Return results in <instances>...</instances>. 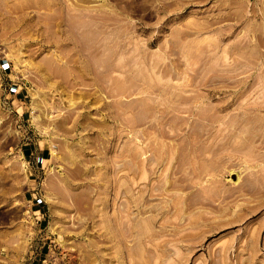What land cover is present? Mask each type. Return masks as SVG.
I'll return each mask as SVG.
<instances>
[{"label": "rangeland", "instance_id": "374dc122", "mask_svg": "<svg viewBox=\"0 0 264 264\" xmlns=\"http://www.w3.org/2000/svg\"><path fill=\"white\" fill-rule=\"evenodd\" d=\"M0 264H264V0H0Z\"/></svg>", "mask_w": 264, "mask_h": 264}]
</instances>
